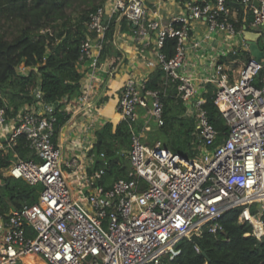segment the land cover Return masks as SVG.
<instances>
[{"label": "built area", "instance_id": "obj_1", "mask_svg": "<svg viewBox=\"0 0 264 264\" xmlns=\"http://www.w3.org/2000/svg\"><path fill=\"white\" fill-rule=\"evenodd\" d=\"M163 1L153 3L152 11L147 0H107L90 13L77 96L52 103L38 88L18 110L0 107V156L6 161L0 164V184L16 178L44 186L37 202L0 213V264L29 257L49 264H164L165 256L179 253L182 239L198 237L204 228L223 230L221 217L235 208L239 222H249L253 234L264 238V56L252 55L244 36L245 30L258 34L264 53V0H179L181 10L166 20ZM195 21L206 23L207 39L220 34L224 41L198 75L186 59ZM113 23L117 48L120 40L130 42V29L139 60L154 62L174 83L185 115L195 122V140L191 154H182L161 140L143 141L135 129L127 176L106 186L110 160L104 151L91 152L103 124L138 125L142 113L146 131L151 118L158 126L165 122L166 91L147 87L150 74H137L133 65L122 74L120 57H103ZM170 37L177 40L173 56L162 50ZM29 69L18 67L23 74ZM209 83L230 128L218 143L220 133L205 108ZM57 111L68 117L59 127ZM21 136L37 160L8 155ZM65 151L79 153L65 159Z\"/></svg>", "mask_w": 264, "mask_h": 264}, {"label": "trees", "instance_id": "obj_2", "mask_svg": "<svg viewBox=\"0 0 264 264\" xmlns=\"http://www.w3.org/2000/svg\"><path fill=\"white\" fill-rule=\"evenodd\" d=\"M73 0H0V8L8 12L11 18L24 21L27 26L16 39L8 41L0 31V107H13L18 110L26 102L32 101L33 93L38 88L44 93L48 102L57 103L65 97H74L81 92L82 69L79 65L81 44L87 37V21L90 13L95 11L107 0L92 6L76 22L66 14V7ZM61 20H64L61 24ZM115 23V22H114ZM114 23L107 33L109 42L104 47L103 57L107 54H117L113 41ZM124 29L128 25L124 22ZM176 38H167L162 50L168 56L175 53ZM24 64L29 67L26 73H20L18 67ZM147 87L161 89L164 95L163 125L155 130L165 137L160 139L168 148L182 154L190 153L194 144L195 122L185 115L186 107L177 94V88L169 81L166 72L157 67L149 76ZM207 103L209 120L219 131L217 143L229 133V126L222 116L220 108L213 101L215 87L207 84ZM57 126H61L67 116L57 111ZM130 120L118 123L105 122L96 132L95 148L106 153L110 164L106 168L103 183L111 186L112 182L125 177L130 169L126 153L131 147L132 134L138 126ZM152 128L150 131H153ZM23 158L33 156L26 143V137L21 136L15 151ZM0 156V164L5 163ZM101 165V161L97 166ZM43 184L32 185L23 179L7 178L0 184V213H5L11 207L21 208L26 204L38 201ZM6 197L11 204H6ZM240 209L226 211L220 221L223 230L212 233L203 229L198 241L188 238L178 242V254L174 259L165 256L164 264H264V238L258 239L253 234L249 222H239ZM200 248V252L196 250ZM29 264H38L33 258H28ZM22 264V263H17Z\"/></svg>", "mask_w": 264, "mask_h": 264}, {"label": "crops", "instance_id": "obj_3", "mask_svg": "<svg viewBox=\"0 0 264 264\" xmlns=\"http://www.w3.org/2000/svg\"><path fill=\"white\" fill-rule=\"evenodd\" d=\"M148 4L150 5V8L152 11L156 10V6L153 3H158L157 0H147ZM160 5V14L163 16V18L166 20L170 18L173 14L178 13L181 8L179 4V0H164L163 2L159 3ZM206 32H207V26L206 23L203 21H195L193 23V29H192V36L190 39V42H196L202 40V44L199 47H194L193 43H189L188 45V54L186 59L188 61H191L195 63L196 65L194 66V71L195 74H203V72L206 70L207 67H210V60L211 55H215L219 49L224 47V41L221 39L219 36L215 37V40L211 41V39L206 38ZM132 40L130 39V42ZM124 44L123 40H120L119 45L116 44L115 46L117 49V54L115 55L116 58L120 57L118 60V64L121 63L120 68L122 74L125 73L129 69V65H133L134 69L136 70L135 72L140 75H146V74H151L155 69L156 66H154V62H146V61H141L139 60V56H137L138 51L135 47V45L131 44ZM131 44V45H130ZM210 44L208 47L207 45ZM120 49V50H119ZM139 60V61H138ZM210 62V63H209ZM199 86H202L201 83H198ZM106 113L110 116L113 115V110H107ZM115 113V112H114Z\"/></svg>", "mask_w": 264, "mask_h": 264}, {"label": "rangeland", "instance_id": "obj_4", "mask_svg": "<svg viewBox=\"0 0 264 264\" xmlns=\"http://www.w3.org/2000/svg\"><path fill=\"white\" fill-rule=\"evenodd\" d=\"M101 2H102V0H73L66 7V14L71 17V22L74 23L77 20H79V18L85 13V11L91 9L92 6H94V5H99ZM63 21L64 20H61V24L63 23ZM26 26H27V24L24 21L18 20V19H15V18H11L8 15V12H6L5 10L3 11V8H0V31L4 34L6 40L12 41V40L16 39L19 35H21L24 32ZM127 32L130 35V39L133 41L134 38H135V35L133 34V32L130 29L127 30ZM216 36H219L221 39H223V37L220 34H216V35H214L211 38L212 43H213V41H214ZM190 43H193V41H191ZM209 45L210 44H208L207 46L210 47ZM211 58H212V55H211ZM211 58H209L210 62H211ZM117 113L113 112V115L116 116ZM143 115H144V113H142V117L140 119V123L138 124V126H141V125L142 126L141 127L137 126L138 128L136 129L137 133H140V132L142 133L141 139L143 141H145V142L148 141L150 143L154 142L155 140H160V139L165 141V137L162 134H160V133H159L158 138H157V134L155 133V130L157 129V122L154 121L153 118H151L149 120L148 124H150L154 130L153 131H146L143 128V126L146 124V120H145ZM147 117L149 118V115ZM80 125L83 128H85V126H86L84 121H81ZM163 144H164V142H163ZM165 146H167V145H165ZM91 152L95 153V154L99 153V151L96 148H94ZM75 153L77 154L79 152H75ZM75 153L72 154L70 152H66L65 151L64 158L68 159L72 155H75ZM26 159H35V160H37L38 158H37V156H35L33 154L32 157L26 158ZM5 200H6V204H11L12 203L11 200L8 197H6ZM27 259L22 264H29ZM33 259L38 264H49L48 261L45 258H43V257H33Z\"/></svg>", "mask_w": 264, "mask_h": 264}, {"label": "water", "instance_id": "obj_5", "mask_svg": "<svg viewBox=\"0 0 264 264\" xmlns=\"http://www.w3.org/2000/svg\"><path fill=\"white\" fill-rule=\"evenodd\" d=\"M244 36L250 42V50H251L252 55L257 57L258 59H262L264 56V53L262 50H260L259 45L256 41L258 38V34H255V33H252L248 30H245ZM191 240L194 242H197L198 238L196 235H193L191 237Z\"/></svg>", "mask_w": 264, "mask_h": 264}]
</instances>
